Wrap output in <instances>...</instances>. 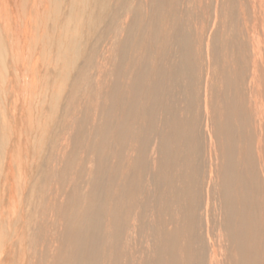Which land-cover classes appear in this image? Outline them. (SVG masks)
Listing matches in <instances>:
<instances>
[{"label": "bare ground", "instance_id": "1", "mask_svg": "<svg viewBox=\"0 0 264 264\" xmlns=\"http://www.w3.org/2000/svg\"><path fill=\"white\" fill-rule=\"evenodd\" d=\"M0 264H264V0H0Z\"/></svg>", "mask_w": 264, "mask_h": 264}]
</instances>
